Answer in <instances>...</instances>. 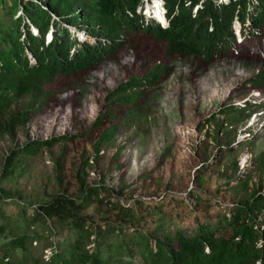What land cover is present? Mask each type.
<instances>
[{
	"label": "trees",
	"instance_id": "1",
	"mask_svg": "<svg viewBox=\"0 0 264 264\" xmlns=\"http://www.w3.org/2000/svg\"><path fill=\"white\" fill-rule=\"evenodd\" d=\"M142 3L0 0V137L14 138L19 130L25 134L22 143L0 149V264H264V146L254 157L259 174L254 190L248 191L251 174L241 178L232 160L223 186L239 196L231 203L203 195L197 186L173 205L167 199L121 201L116 184L106 179L108 173H101L100 182H86L84 166L91 164L87 159L76 165L74 182L66 181L44 199L23 203L10 196L19 190L11 189L5 179L18 175L28 157L57 141L77 135L90 138L91 161L98 162L102 148L109 146L124 119L146 106L170 70L165 63L154 62L142 73L120 80L104 94L105 106L82 131L31 137L26 135L28 123L53 97L44 85L59 77L66 84L63 81L70 76L114 59L127 47L138 58L140 48L147 45L168 55L191 56L197 67L206 69L236 42L235 20L247 23L241 30L244 37L260 36L264 30V0H164L165 26L144 18ZM246 80L252 88L263 90L264 67ZM262 104L229 101L219 108L223 119L212 117L216 128L225 122L228 153L237 150L232 143L237 128ZM66 149L62 146L56 157L58 164ZM120 150L121 146L110 156V168L123 166V161L116 162ZM207 163L198 166L199 182L205 181L200 172ZM125 171L117 175L119 190L125 187ZM8 202L16 206L7 214ZM36 241L42 246L38 255L32 252ZM47 247L49 254L44 255Z\"/></svg>",
	"mask_w": 264,
	"mask_h": 264
},
{
	"label": "rangeland",
	"instance_id": "2",
	"mask_svg": "<svg viewBox=\"0 0 264 264\" xmlns=\"http://www.w3.org/2000/svg\"><path fill=\"white\" fill-rule=\"evenodd\" d=\"M232 24L234 29L239 26L236 20ZM245 24L240 23L247 26ZM238 34L237 43H231L227 50L219 53L206 69L197 67V60L191 56L168 55L163 49L157 51L147 45L140 48L138 58L136 51L127 47L114 59L76 77L70 76L63 81L66 84L62 85V77H59L44 85L51 89L53 97L45 100L28 123L26 135L31 137L82 131L98 109L105 106L104 94L120 80L127 79L132 73H142L144 67H150L154 62L165 63L170 70L161 78L146 106L124 119L121 130L109 146L102 148L98 162L91 161L94 151L90 138L77 135L70 141H57L28 157L18 175L5 179L11 189L19 190L18 195L10 196L23 203L44 199L51 191L66 185V181L74 182L76 165L85 159L91 163L84 166L86 182H100L104 171L109 174L106 179L116 184L115 190L121 201L126 202L138 197L151 202L167 199L173 205L176 199L186 195V191L197 186L201 194L214 195L223 203H231L239 196L224 191L223 186L224 175L232 170L234 159L241 178L251 174L248 191L256 189L259 174L254 157L264 146V89L252 88L246 78L264 67V30L260 36L249 34L244 37L240 30ZM241 91L243 94H238ZM248 99H262L263 106L237 128L232 141L237 150L228 153L225 148L227 137L223 134L225 122L216 128L212 117L223 119L220 107L229 101L245 104ZM22 100L20 98L18 102ZM24 140V130L17 131L14 138L0 137V149ZM64 145L66 153L58 164L55 159ZM119 146L121 150L116 162H124L120 170L110 168L109 163L110 156ZM205 160L208 163L200 172L205 181L199 182L196 172ZM119 171H125L122 190H119L121 183L116 181ZM13 206H16L15 202H8L5 212H12ZM32 246V252L38 255L41 243L32 242ZM46 249L44 255L49 254L50 248Z\"/></svg>",
	"mask_w": 264,
	"mask_h": 264
},
{
	"label": "clouds",
	"instance_id": "3",
	"mask_svg": "<svg viewBox=\"0 0 264 264\" xmlns=\"http://www.w3.org/2000/svg\"><path fill=\"white\" fill-rule=\"evenodd\" d=\"M151 4H153V0H143L142 7H141V11H142V14H143L144 18H146V19H151L152 18V19L158 21L161 25H164V26L167 25L168 24V20H167V17H166V7L164 6V0H159V6L161 8V15L163 16L164 20H162L161 17H159L158 15L155 16L154 14H150V12H148V7H152L153 6ZM237 22L239 24L238 28L236 27L234 29L235 26L232 25L233 26V31H234V33H236V41H237V38L240 37L239 34H238L239 30H240V34L242 35L241 30L244 27V26L240 25V22L239 21H237ZM80 32L81 33H79V31H78V36L80 34L79 38L82 39V38H84V34H83V31L80 30ZM49 37H50V34L47 33V38H49ZM258 101L262 102V99H260ZM256 112H257V110H256ZM250 116H249V118H250Z\"/></svg>",
	"mask_w": 264,
	"mask_h": 264
},
{
	"label": "bare ground",
	"instance_id": "4",
	"mask_svg": "<svg viewBox=\"0 0 264 264\" xmlns=\"http://www.w3.org/2000/svg\"><path fill=\"white\" fill-rule=\"evenodd\" d=\"M153 5L152 7H148V12L150 14H154L155 16L161 17L162 20H164L163 16L161 15V8L159 6V0H153Z\"/></svg>",
	"mask_w": 264,
	"mask_h": 264
},
{
	"label": "built area",
	"instance_id": "5",
	"mask_svg": "<svg viewBox=\"0 0 264 264\" xmlns=\"http://www.w3.org/2000/svg\"><path fill=\"white\" fill-rule=\"evenodd\" d=\"M262 216L264 217V212L262 213Z\"/></svg>",
	"mask_w": 264,
	"mask_h": 264
}]
</instances>
